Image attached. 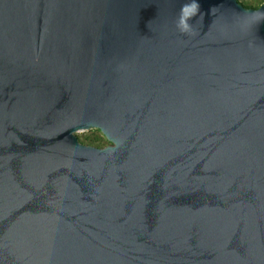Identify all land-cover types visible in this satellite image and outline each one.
<instances>
[{
  "label": "water",
  "instance_id": "obj_1",
  "mask_svg": "<svg viewBox=\"0 0 264 264\" xmlns=\"http://www.w3.org/2000/svg\"><path fill=\"white\" fill-rule=\"evenodd\" d=\"M0 264H264V3L0 0Z\"/></svg>",
  "mask_w": 264,
  "mask_h": 264
},
{
  "label": "rangeland",
  "instance_id": "obj_2",
  "mask_svg": "<svg viewBox=\"0 0 264 264\" xmlns=\"http://www.w3.org/2000/svg\"><path fill=\"white\" fill-rule=\"evenodd\" d=\"M240 3H242L244 6L246 7H251V8H258L261 4L264 3V0H238ZM93 129H89V130H86V131H79L77 133V136L78 138L84 140V139H87L88 142L90 140H92L94 138L95 135H98L100 136V133L99 132H95V131H92ZM86 135H89V139L86 137ZM103 135V134H102ZM87 141L86 143L84 144H89ZM102 145L101 146H97V145H94V144H89V145H93V146H96V147H104L106 145L109 144V142L105 139H101L99 141Z\"/></svg>",
  "mask_w": 264,
  "mask_h": 264
},
{
  "label": "clouds",
  "instance_id": "obj_3",
  "mask_svg": "<svg viewBox=\"0 0 264 264\" xmlns=\"http://www.w3.org/2000/svg\"><path fill=\"white\" fill-rule=\"evenodd\" d=\"M198 5L193 3L191 5H185L182 7V16L180 20V27L181 31L183 32H189L190 31V25L187 23L188 18L190 15L194 14L198 10Z\"/></svg>",
  "mask_w": 264,
  "mask_h": 264
},
{
  "label": "trees",
  "instance_id": "obj_4",
  "mask_svg": "<svg viewBox=\"0 0 264 264\" xmlns=\"http://www.w3.org/2000/svg\"><path fill=\"white\" fill-rule=\"evenodd\" d=\"M92 131H95V132H99L100 133V136L98 135H95L94 138L92 140H90L88 142L87 139H84L82 140L81 138L79 139L82 143H86V141L89 143V144H94V145H97V146H101L102 144L99 142L102 138L105 139V137L102 135V133L100 132V130L98 129H93ZM86 137L89 139V135H86Z\"/></svg>",
  "mask_w": 264,
  "mask_h": 264
}]
</instances>
